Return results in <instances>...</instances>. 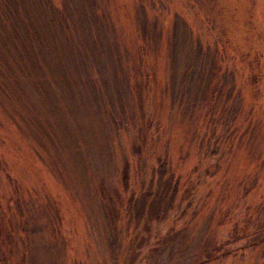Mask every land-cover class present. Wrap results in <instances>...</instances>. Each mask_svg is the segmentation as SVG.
Segmentation results:
<instances>
[{"label": "rangeland", "instance_id": "374dc122", "mask_svg": "<svg viewBox=\"0 0 264 264\" xmlns=\"http://www.w3.org/2000/svg\"><path fill=\"white\" fill-rule=\"evenodd\" d=\"M25 3L0 264H264V0Z\"/></svg>", "mask_w": 264, "mask_h": 264}, {"label": "trees", "instance_id": "16d2710c", "mask_svg": "<svg viewBox=\"0 0 264 264\" xmlns=\"http://www.w3.org/2000/svg\"><path fill=\"white\" fill-rule=\"evenodd\" d=\"M21 3L24 5L25 10H26L25 0H0V19H2V20L6 19L9 17V15H10V17H9L10 19H11V16L13 17V15H15V14H16L15 16H17L19 14V8L18 7H19V5H21ZM98 8H100V7H98ZM92 11L95 12L94 9H92ZM99 11H100V9H99ZM93 12H92V14H93L92 17L95 20L99 21L101 24L106 21V19H104V16L102 18H100L99 15H96V17H94ZM103 13L106 14L105 12H103ZM221 95H222V93H221Z\"/></svg>", "mask_w": 264, "mask_h": 264}]
</instances>
